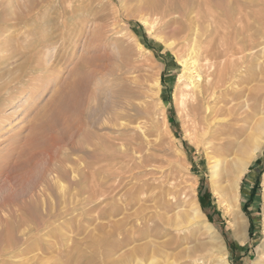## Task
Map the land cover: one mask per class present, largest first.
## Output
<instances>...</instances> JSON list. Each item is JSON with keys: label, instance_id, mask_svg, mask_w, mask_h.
<instances>
[{"label": "rangeland", "instance_id": "rangeland-1", "mask_svg": "<svg viewBox=\"0 0 264 264\" xmlns=\"http://www.w3.org/2000/svg\"><path fill=\"white\" fill-rule=\"evenodd\" d=\"M148 1L0 0V86L9 87L0 95V264L258 261L264 146L239 184L248 237L240 243L234 209L212 187L215 155L185 104V44L173 36L185 27L176 20L185 23V4L191 18L216 10L226 22L230 0ZM255 1L259 13L244 15L255 25L238 39L239 85L217 91L226 111L212 131L220 157L264 128V51H247L249 39L264 42V0ZM201 190L218 225L192 212L196 201L202 210Z\"/></svg>", "mask_w": 264, "mask_h": 264}, {"label": "bare ground", "instance_id": "bare-ground-1", "mask_svg": "<svg viewBox=\"0 0 264 264\" xmlns=\"http://www.w3.org/2000/svg\"><path fill=\"white\" fill-rule=\"evenodd\" d=\"M160 1L163 0H149L147 5L150 6V8H155L156 3L158 4ZM164 1H166L167 4H170L169 0ZM227 3V16L224 17L226 19L228 18V21L226 22H220L222 17L220 19V16L216 13V10L215 12L207 11V13L203 14L204 16L200 14L195 16L196 18H191L194 13V5L189 6L185 4L183 9V18L185 19V23L183 24L181 19H176L185 27L181 28L179 33H176L173 36H180L179 38L183 41V44H185L183 64L185 65L186 74L184 77L186 76L185 78L190 81V83L186 84L187 87L190 86L186 92L193 99L191 103L186 102L185 104L187 105L188 110L193 112V120L195 125L194 131L197 133H203L202 141L204 142V145L207 146L206 149L211 150L215 155H213L214 157L210 158V160H213L210 167L212 174V187L219 197H222L224 201H227L229 205L233 207L234 210L231 212L233 222V236L240 243H244L248 238L247 226L245 217L242 216V213L239 210L238 192L240 190L238 191V189L240 188L239 184L243 176L247 173L250 164L264 146V128L260 131L261 133L259 135H257L256 132L252 133L251 136L248 137L249 140H247V144L243 143L244 146L242 145V149H239L235 155L232 152L235 147L233 150L231 149L229 152H231L234 157L229 163L226 162L225 159H227L226 157L230 156L231 153L225 152L223 155L221 154L222 157H220L218 153L214 152L216 147L215 141H218L219 138L217 139L216 135L213 136L212 131L215 126H219L221 124L223 121L222 117L226 113L224 109L217 108V105L220 103V97H216L217 91L219 90L220 92H224L226 88H230L232 86L238 87L240 78L243 75H241L240 71L237 70L238 63L235 62L236 59L241 61L242 58H244V52L238 44V39H243L244 35L247 32L250 33L252 26L255 25L254 23L252 24L245 21L244 19L246 18H244V15L247 13L248 16L250 14L252 16H256L259 13V5L255 0H230ZM170 11L176 16L179 15V12L177 10L173 11V8L169 9V12ZM229 34L232 36L231 39L228 38ZM210 36H214L215 39H210ZM249 40V49L247 51L251 53V57L257 56L259 51L263 53L264 42H254L253 40ZM231 51L232 55L230 54L228 56L229 58L231 56L235 60L233 59L232 64L230 63V68H228L229 65L226 62L228 57L227 54ZM0 88V95L2 92H8L9 90V87L7 86L4 88L3 86H0ZM15 99L16 97L12 96L8 100L10 103H14ZM1 114L3 113L0 110V123H2L4 120V116ZM262 124L264 125V120L258 124V127H261ZM242 142L246 141L243 140ZM230 146L231 145H228V147ZM239 147L240 146H238V148ZM193 208L194 209H192V212L194 211V214L198 220H204V222H208L206 216L201 210L200 203L197 201L194 202ZM236 208L238 211H235ZM179 215L178 217H180ZM208 230L211 231L213 238L216 241L219 243L223 241L224 238L222 239L214 227L209 225ZM223 246L224 247H222V245L219 246L221 247V252L225 251V245ZM259 253L260 255L258 261L255 264H264V245L261 246ZM196 258H198V255ZM224 264H228V262H224Z\"/></svg>", "mask_w": 264, "mask_h": 264}, {"label": "trees", "instance_id": "trees-1", "mask_svg": "<svg viewBox=\"0 0 264 264\" xmlns=\"http://www.w3.org/2000/svg\"><path fill=\"white\" fill-rule=\"evenodd\" d=\"M257 188H258V185H256L254 188H253V190H252V193H251V197H250V200L252 201L253 199H254V197H255V195H256V190H257ZM202 190L200 191V193H199V197H200V200H201V205H202V211H203V213L207 216V218L209 219V221L212 223V224H215V225H218L221 221V217H219L220 215L219 214H217V216H218V220H214L213 219V216L208 212V210H207V206H210L212 209L214 208V207H212V205H211V202H210V196H211V194H210V192L208 191L207 192V204H205L206 202V200L202 197ZM207 205V206H206Z\"/></svg>", "mask_w": 264, "mask_h": 264}]
</instances>
